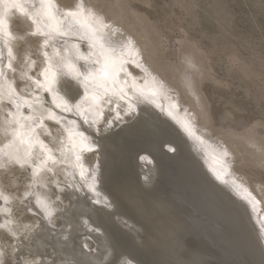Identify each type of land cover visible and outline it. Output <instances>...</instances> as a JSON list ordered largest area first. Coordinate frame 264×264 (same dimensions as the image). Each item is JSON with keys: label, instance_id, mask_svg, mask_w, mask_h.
<instances>
[{"label": "bare ground", "instance_id": "6f19581e", "mask_svg": "<svg viewBox=\"0 0 264 264\" xmlns=\"http://www.w3.org/2000/svg\"><path fill=\"white\" fill-rule=\"evenodd\" d=\"M36 3L0 0V136L7 132L12 140L0 143V169L13 165L28 177L26 190L17 194V216L0 192L7 197L0 199V264L8 257L18 264H264V224L257 223L264 192L257 188L259 200L235 177L225 178L220 150L200 141L191 121L176 112L178 103L153 100L159 94L154 81L134 83L126 65H116L117 57L109 60L122 56V46L98 30L101 21L92 23L80 11L76 19L90 26L64 27L60 35L64 20L54 4L36 9ZM12 19L20 35L31 30L41 37L39 49L47 53L40 64L47 73H29L23 92L6 79L17 53ZM42 33L48 34L47 45ZM124 47L126 54L135 53L130 42ZM185 51L174 79L209 130L198 91L205 67L194 51ZM26 54L23 70L31 72L39 60ZM151 83L156 87L147 89ZM101 100L115 105V119L134 115L140 121L115 134L109 127L113 136H107L110 129L100 133L101 124L115 122L101 119ZM50 128L57 133L53 145L43 142ZM97 133L104 138L96 141ZM248 134L242 143L264 164V142ZM126 136L130 142H122Z\"/></svg>", "mask_w": 264, "mask_h": 264}, {"label": "rangeland", "instance_id": "374dc122", "mask_svg": "<svg viewBox=\"0 0 264 264\" xmlns=\"http://www.w3.org/2000/svg\"><path fill=\"white\" fill-rule=\"evenodd\" d=\"M51 5L54 11L60 14L74 11L79 7V12H84V15L91 13V16L87 17L90 22L101 21L98 30L101 29L100 31L107 34L117 46H122L119 50L123 53L122 56L114 57L113 54L109 56V60L117 57L116 65H126L127 75L129 74L128 77L133 79L134 83L147 79L154 81L159 87V90L155 89V93L159 92V94H155L152 99L156 100L161 96L166 104L178 103L181 107L176 104V112L191 121L193 130L198 133L199 138L202 137L205 142H213L218 147L217 150H220L219 154L224 160L223 164L220 161L225 169L222 171L224 177H235L234 179L241 181V184L246 186L253 196L255 194L259 200L262 199L260 198L262 195L257 194V188L264 192V164L260 163L253 150L248 149L243 143L249 138L248 133H254L250 136H254L253 138L256 136L257 140L264 142V0H52ZM118 8L121 12L118 13L119 16H117ZM84 22L86 23L87 20L84 19ZM134 24L137 26H133ZM19 25L18 20L12 19V29L18 32L15 45L20 49L16 48L15 58L10 62V66L6 67V79L17 89L19 87V92H23L25 89L23 87L28 86L29 73L37 76L41 73L40 68L42 73L44 72L40 64L44 65L42 58L43 53L46 52L39 49L43 46L41 37L33 35L31 30H26L23 35H20ZM133 28H138L136 29L138 32L135 33ZM141 33L145 36L142 37ZM128 42L133 48L135 47L133 49L135 53L130 55L126 54V47H124V44ZM25 50L28 57L32 59L37 57L39 60L31 72H28V69L23 70L24 66H28V60L24 55ZM185 50L194 51L192 54L198 56V59L202 61V67H205L198 82V91L202 98H205L208 108L209 130L203 125V119L199 117L198 111L192 107L189 97L179 88L176 78L174 79L179 74L178 69L182 67V56ZM19 69L23 72L22 74ZM37 72L39 73L36 75ZM84 85L81 87L85 88ZM141 85H144V82H141ZM148 86L145 87L147 89L156 87L152 83ZM87 89L96 95L93 88L88 86ZM114 107V104L107 102L98 106L101 119L111 116L115 120L112 124L116 126L104 127L101 124L98 130L100 133L103 132L102 128L107 133L109 127H113L115 134L117 132L114 130H120L118 127L128 128L140 121L141 116L133 117V114L129 119L127 118L130 115L121 117L120 120L115 119L112 114ZM2 113H5V109L0 108V115ZM117 121L123 125L120 126ZM112 130L108 131L107 136L110 132L109 136L114 135ZM5 134L10 136L9 133L4 132V135L0 136V143L12 141L11 137L6 138ZM56 134L54 128L45 131L43 142L47 144L58 142ZM98 135H94V138H97L96 141L98 137L104 138L103 134ZM245 135H248L247 138ZM202 138L200 141L204 142ZM131 140L132 142L142 141ZM122 142H130L129 136H126ZM215 145L212 146L215 147ZM95 152L96 150L92 154ZM144 168H142L143 171H146L147 169ZM26 178H28L26 171L18 170L16 166L9 165L6 169H0V192H4L10 198L9 213L12 215L17 216L21 213L19 210L22 205L17 194L26 190L28 186ZM263 200L259 204L258 221L256 220L259 224H264ZM17 220L21 222L22 219L17 217ZM0 238L4 239L1 232ZM126 246L132 252V246L128 243ZM6 259L4 264L5 262L18 264L17 261L14 262L13 257Z\"/></svg>", "mask_w": 264, "mask_h": 264}, {"label": "snow or ice", "instance_id": "6c2138e0", "mask_svg": "<svg viewBox=\"0 0 264 264\" xmlns=\"http://www.w3.org/2000/svg\"><path fill=\"white\" fill-rule=\"evenodd\" d=\"M52 0H38V3L33 4V7L36 9H43L45 4H51ZM61 19L64 20V25L62 26L61 30L59 31L60 35H63V28L66 27L68 29H84L86 27H89L90 25H85L81 20H77L76 17L79 15V7L74 11H66L64 13H61ZM86 17H90L91 13H86ZM95 23H99V21H96ZM35 35V33H32ZM42 35L45 36L44 44L47 45L49 43V37L48 34L42 33ZM47 55V53H45ZM47 69H44V72L41 73L42 75H45L47 73ZM35 175V173H33ZM27 195V194H26ZM0 199H4L6 201L7 197L0 196ZM37 204H39V200L37 198Z\"/></svg>", "mask_w": 264, "mask_h": 264}, {"label": "water", "instance_id": "95a60500", "mask_svg": "<svg viewBox=\"0 0 264 264\" xmlns=\"http://www.w3.org/2000/svg\"><path fill=\"white\" fill-rule=\"evenodd\" d=\"M202 77V76H201ZM200 80V79H199ZM176 81V80H175ZM177 82V81H176Z\"/></svg>", "mask_w": 264, "mask_h": 264}]
</instances>
